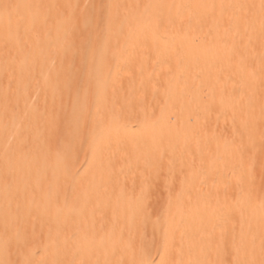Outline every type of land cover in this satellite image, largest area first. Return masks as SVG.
Segmentation results:
<instances>
[{
  "label": "bare ground",
  "instance_id": "bare-ground-1",
  "mask_svg": "<svg viewBox=\"0 0 264 264\" xmlns=\"http://www.w3.org/2000/svg\"><path fill=\"white\" fill-rule=\"evenodd\" d=\"M0 264H264V0H0Z\"/></svg>",
  "mask_w": 264,
  "mask_h": 264
},
{
  "label": "rangeland",
  "instance_id": "rangeland-1",
  "mask_svg": "<svg viewBox=\"0 0 264 264\" xmlns=\"http://www.w3.org/2000/svg\"><path fill=\"white\" fill-rule=\"evenodd\" d=\"M90 2V0H87V3H89ZM72 33V30L70 31V34ZM50 74V71H48L47 72V75H49ZM34 104V101L30 104V107H32V105ZM29 107V108H30ZM19 129H20V126H18L17 127V129L11 134V136H10V138H9V140H8V143H7V145H6V148L4 149V151H3V153H5L7 150H8V148L10 147V145L14 142V140H15V138H16V135L18 134V131H19ZM74 140H75V136L73 135V137H72ZM77 147V145L75 144V145H73L72 146V149L70 150L71 152H75L76 151V148ZM9 231V230H8ZM27 235V234H26ZM25 235V236H26ZM8 236V235H7ZM13 241H15L13 238H12V240H11V242L9 243V244H7L9 247H11V246H13V244H12V242ZM42 244L43 243H40V244H38L39 245V249L41 248V246H42Z\"/></svg>",
  "mask_w": 264,
  "mask_h": 264
}]
</instances>
